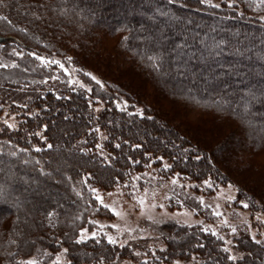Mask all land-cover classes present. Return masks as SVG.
I'll use <instances>...</instances> for the list:
<instances>
[{
	"label": "trees",
	"instance_id": "1",
	"mask_svg": "<svg viewBox=\"0 0 264 264\" xmlns=\"http://www.w3.org/2000/svg\"><path fill=\"white\" fill-rule=\"evenodd\" d=\"M212 5L0 0V264L62 248L65 264H264V240L235 237L231 253L200 226L168 224L121 246L78 239L104 210L93 189L127 184L150 164L196 184L233 183L240 203L264 213V4ZM39 57L91 71L104 87L69 84ZM137 76L152 95L132 86ZM156 90L200 123L163 110ZM5 108L17 114L12 128Z\"/></svg>",
	"mask_w": 264,
	"mask_h": 264
},
{
	"label": "rangeland",
	"instance_id": "2",
	"mask_svg": "<svg viewBox=\"0 0 264 264\" xmlns=\"http://www.w3.org/2000/svg\"><path fill=\"white\" fill-rule=\"evenodd\" d=\"M260 18L264 20L262 19L264 16ZM38 59L46 66L53 64L52 75L59 76L69 84L88 88L89 82L95 81L104 87L100 78L91 71L66 67L56 58L39 57ZM130 80H133L132 86L139 87V90L148 96L152 95L153 88L149 80L142 81L138 76ZM156 94L158 95L159 91L156 90ZM160 94L158 106L163 110L171 113L173 110L180 118L182 117L183 122L192 126L200 123L194 113L184 110V107H180L167 95ZM118 106L125 108L128 104L118 102ZM133 111L140 114L141 108L135 106ZM1 119L9 128L16 126L18 122L17 114L8 108L2 111ZM233 157L231 154L224 156L223 159L228 163ZM258 158L260 164L264 163V153L257 155V161ZM231 169L234 173V167ZM93 194L95 198L100 197L96 200L104 210L100 215L91 218L89 224L79 231L80 240L102 237L108 242L114 240V244L121 246L139 238H159L163 227L168 224L200 226L223 239L231 253H234L232 245L235 237L245 236L255 241L264 240V213L244 207L246 203L237 200V188L230 182L206 180L196 184L176 173L162 175L150 164L142 172L134 175L127 184L110 190L95 189ZM181 197H184L183 201ZM191 200H195V203L193 204ZM154 244L155 242L150 243L148 249L162 248L161 244L157 246ZM49 256L51 255L47 252L37 253L22 259L20 264H28L29 261L40 264L45 257L46 260L49 259ZM50 259L47 264H65L67 262L65 249L62 248ZM124 264L130 262L126 261ZM171 264L191 263L174 260Z\"/></svg>",
	"mask_w": 264,
	"mask_h": 264
},
{
	"label": "snow or ice",
	"instance_id": "3",
	"mask_svg": "<svg viewBox=\"0 0 264 264\" xmlns=\"http://www.w3.org/2000/svg\"><path fill=\"white\" fill-rule=\"evenodd\" d=\"M169 2L171 3L172 0H169ZM199 2L202 3V4L207 3V4L212 5V0H199ZM233 2H234V0H233ZM261 3L264 4V0H261ZM212 6H213V7H217V8L220 7L219 4H214V5H212ZM228 6L231 7V6H232V3L229 2V5H228ZM162 15L167 16L168 13H162ZM0 19H4V18H3V17H0ZM262 19H264V18H262ZM223 43H224V42L221 41V42H219L218 44L214 45V47H215V48H220V45L223 44ZM177 47H178V48H181V47H184V45H177ZM53 63H57V62H56V61H53ZM93 79H95V77H93ZM49 147H51V145H49ZM37 150H39V149H37ZM168 167H169L168 165H165V168H168ZM173 183H175V181H173ZM209 186H211V185H209ZM93 191H95V189H93ZM96 199L99 200L100 197L97 196ZM244 207H247V205L245 204ZM218 214H219V213H217V215H218ZM110 242L115 243L114 240H110ZM28 264H34V262H33V261H29Z\"/></svg>",
	"mask_w": 264,
	"mask_h": 264
}]
</instances>
